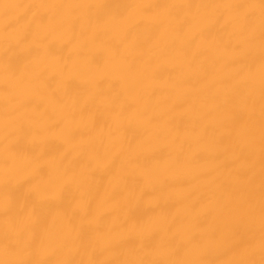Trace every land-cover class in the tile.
Segmentation results:
<instances>
[{"label": "bare ground", "instance_id": "bare-ground-1", "mask_svg": "<svg viewBox=\"0 0 264 264\" xmlns=\"http://www.w3.org/2000/svg\"><path fill=\"white\" fill-rule=\"evenodd\" d=\"M0 264H264V0H0Z\"/></svg>", "mask_w": 264, "mask_h": 264}]
</instances>
